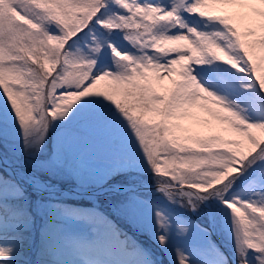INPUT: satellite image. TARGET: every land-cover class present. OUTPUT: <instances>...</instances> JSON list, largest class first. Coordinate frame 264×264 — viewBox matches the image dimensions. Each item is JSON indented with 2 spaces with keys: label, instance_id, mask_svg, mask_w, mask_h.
<instances>
[{
  "label": "snow or ice",
  "instance_id": "1",
  "mask_svg": "<svg viewBox=\"0 0 264 264\" xmlns=\"http://www.w3.org/2000/svg\"><path fill=\"white\" fill-rule=\"evenodd\" d=\"M113 216L264 264V0H0V264H159Z\"/></svg>",
  "mask_w": 264,
  "mask_h": 264
},
{
  "label": "rangeland",
  "instance_id": "2",
  "mask_svg": "<svg viewBox=\"0 0 264 264\" xmlns=\"http://www.w3.org/2000/svg\"><path fill=\"white\" fill-rule=\"evenodd\" d=\"M52 183H60L67 186L75 187L74 182L72 181H57L53 180ZM89 188V187H88ZM31 191V190H30ZM48 193L43 194V199L47 200ZM119 197L103 193L98 195L95 199H85L78 196H70L65 202L72 205H78L83 207H92L93 205H98L102 211L108 212L111 215V205L115 203ZM176 210L179 211L178 205L175 206ZM193 219L196 217L193 215ZM113 219L117 220V223L120 227L124 228L125 231L128 232L130 237H133L139 244H141L144 248L149 249L152 253L158 257L159 264H169V257L165 252L160 248L159 243L156 239L151 237L147 232L137 231L132 228L131 225L127 224L125 221L118 219L113 216ZM230 244V240L228 241ZM33 250L29 249L27 244L21 247L15 248V256L13 259V264H26V258L30 252Z\"/></svg>",
  "mask_w": 264,
  "mask_h": 264
},
{
  "label": "bare ground",
  "instance_id": "3",
  "mask_svg": "<svg viewBox=\"0 0 264 264\" xmlns=\"http://www.w3.org/2000/svg\"><path fill=\"white\" fill-rule=\"evenodd\" d=\"M9 171H11V169H9ZM64 191H67V190H64ZM101 191V190H99ZM99 191H91L90 189L88 188H85V189H79V188H75V191L71 193L72 196H77L78 194L77 193H81V194H84L87 198H90V199H95L97 196H98V192ZM70 195V196H71ZM80 196V195H78Z\"/></svg>",
  "mask_w": 264,
  "mask_h": 264
},
{
  "label": "water",
  "instance_id": "4",
  "mask_svg": "<svg viewBox=\"0 0 264 264\" xmlns=\"http://www.w3.org/2000/svg\"><path fill=\"white\" fill-rule=\"evenodd\" d=\"M57 185L59 186L60 185V183H57ZM75 188L76 187H71V186H67L66 185V187L63 189V190H69V189H72L73 191L72 192H74L75 191ZM88 189H90L91 191H99L100 189H98V188H96V187H89ZM100 194H103V192H101V191H99L98 192V195H100ZM78 195H80V196H78ZM77 196L78 197H82V198H85V199H90V198H87L84 194H78ZM76 196V195H75Z\"/></svg>",
  "mask_w": 264,
  "mask_h": 264
}]
</instances>
